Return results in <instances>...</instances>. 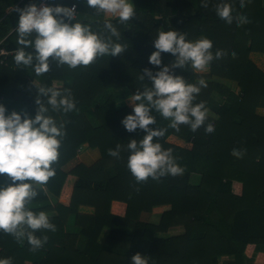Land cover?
I'll return each mask as SVG.
<instances>
[{"label": "trees", "instance_id": "16d2710c", "mask_svg": "<svg viewBox=\"0 0 264 264\" xmlns=\"http://www.w3.org/2000/svg\"><path fill=\"white\" fill-rule=\"evenodd\" d=\"M39 1L0 0L1 45L9 50L20 47L16 8ZM46 1L67 7L75 4L77 11L96 14L87 0ZM132 2L136 14L124 24L118 18L76 16V21L90 25L105 39L110 33L103 23L111 19L121 33L119 39L112 40L125 47L119 55L101 56L91 65L75 69L57 67L50 61V70L40 76L31 67L23 69L21 65L15 70V54L10 55L7 66L0 65V95L4 96L0 104L6 115L16 111L22 119L25 113L34 118L38 108L35 84L70 89L76 103V110L67 114L49 109L57 124H64L66 135L58 162L52 165L55 176L37 189V197L28 205L36 213L44 211L56 231L35 232L41 239L48 237L35 251L26 239L17 242L0 231V259L10 257L12 264H132L131 257L140 253L148 264H219L221 255L233 257L228 264H264V115L256 112L264 97V71L249 57L251 51L264 52V0H250L244 8L240 0H207V8L201 6L202 0ZM221 3L233 6L231 24L216 14L215 5ZM239 15L250 22L238 26L235 18ZM167 30L186 33L187 40L206 36L213 42L214 55L217 50L226 53L209 64L207 74L190 65L172 69L187 83L198 84L201 78L206 81L207 87L194 103L203 101L218 117L208 115L204 126L195 132L187 125L176 131L153 110L157 123L151 127L167 129L164 137L154 142L171 149L185 171L180 176L167 175L158 181L150 177L137 183L127 167L130 153L122 148L117 159L108 149L143 138V131L130 133L121 123L133 112L125 99L151 87L147 76L144 80L140 76L145 68L153 73L159 70L148 58L156 50L158 32ZM25 50L35 51L30 47ZM161 59L162 65H171L175 57L161 53ZM213 76L236 81L239 90L214 81ZM90 114L96 123L91 122ZM209 123L215 126L211 134L205 132ZM171 134L185 144L168 141ZM84 145L97 149L100 157L91 164L79 161L64 168L79 150L91 159ZM234 148L246 150L242 158L231 155ZM195 174L198 181L192 182ZM8 183L10 179L0 175V186ZM162 204L170 207L157 223L141 219L143 212ZM173 226L182 227V231L170 233Z\"/></svg>", "mask_w": 264, "mask_h": 264}, {"label": "clouds", "instance_id": "9594fccd", "mask_svg": "<svg viewBox=\"0 0 264 264\" xmlns=\"http://www.w3.org/2000/svg\"><path fill=\"white\" fill-rule=\"evenodd\" d=\"M250 0H240V7L247 6ZM89 8L96 14L118 18L124 24L135 16V9L130 0H87ZM202 7L207 8V0H202ZM19 13L17 44L20 46L14 61L17 66L31 67L37 76L50 70V61L57 67L67 65L70 69L87 67L98 57L121 54L125 47L114 43L112 37L120 38L121 33L106 19L103 28L110 35L107 39L94 32L90 25L76 21L77 11L71 7L31 3L24 8H16ZM218 17L228 24L233 22V6L229 3L215 5ZM237 25L249 23L247 16L239 15ZM186 33L176 30L159 31L154 40L155 51L149 56V63L160 66L153 73L145 68V76L151 81V87L142 92L136 91L130 98L133 112L126 115L121 123L132 133L143 131L139 141L131 139L126 146L116 145L109 148L108 154L120 158L122 148L130 154L127 167L137 183L146 182L150 177L159 180L161 177L183 175L181 167L172 155L171 149H163L159 142L167 129L151 127L156 125L153 110L165 120L169 128L179 131L181 125H187L195 132L204 126L208 119L209 109L203 101L194 103L202 88L207 87L204 79L198 84L187 83L184 77L175 75L172 69L190 65L197 72H204L214 59H220L226 53L217 50L212 52L213 42L206 36L196 40H187ZM35 51H26V48ZM161 53H170L175 57L171 65H162ZM235 57L236 53H232ZM162 65V66H161ZM38 89L34 118L26 113L12 111L6 115L5 107L0 104V175H6L11 183L0 186V231L12 235L17 242L24 239L31 245V250L42 247L48 237L42 239L34 235L41 230L56 231V225L50 222L44 211L31 210L28 205L37 197L38 188L47 184L55 176L53 164L58 162L59 149L66 135L64 124H57L49 115V109L65 114L76 110V103L70 89H58L35 84ZM46 98V102L45 99ZM139 102V103H137ZM212 123L205 127L206 133H213ZM246 150L232 149L231 155L242 158ZM132 264H148V259L140 253L131 257ZM0 264H12V259H0Z\"/></svg>", "mask_w": 264, "mask_h": 264}, {"label": "crops", "instance_id": "0c3cea01", "mask_svg": "<svg viewBox=\"0 0 264 264\" xmlns=\"http://www.w3.org/2000/svg\"><path fill=\"white\" fill-rule=\"evenodd\" d=\"M130 2H132V0H130ZM160 2H163V0H160ZM133 3V2H132ZM71 7V6H70ZM160 10L163 11L162 7H159ZM11 8L5 10V12L7 13ZM77 11V10H76ZM89 11V10H87ZM77 17L78 18H82V19H98V18H109V17H106L102 14V16L98 15V14H91L90 12H81V11H77ZM2 17H0L1 19ZM14 29V28H13ZM2 42V39H0V44ZM6 48V47H5ZM18 49V48H17ZM16 49V50H17ZM33 49V48H32ZM16 52H13L12 54L10 55H13L15 54ZM7 56L6 58V61L5 63H0V65H8L9 64V59L11 56ZM249 57L252 59V61L262 70L264 71V52H261V51H251L249 53ZM13 68H15V70H17L19 67L17 65H13ZM21 69V68H20ZM23 69H26V68H23ZM209 72V66H208V69L204 72H200V73H208ZM212 79L214 81H217V82H220L224 85H226L227 87H229L230 89L234 90V91H238L239 90V87L237 85V82L234 81V80H231V79H227V78H223V77H219V76H213ZM0 103H1V100L4 98L3 95H0ZM212 113H209L208 112V115L212 118H217L218 115L217 113H215L214 110H211ZM256 112L260 115H264V97H262L259 101V105L256 107ZM175 137H177L176 135H169L167 137V140L170 141V142H173V143H176V144H179L178 142L175 141ZM179 138V137H177ZM181 139V138H180ZM181 145V144H179ZM83 148L85 149L84 151L86 153H89L88 155H97L99 153V151L97 149H92V148H88L86 145L83 146ZM82 151V150H81ZM82 153V152H81ZM100 155V154H99ZM197 176L195 174V182L198 181L197 180ZM168 204H162V205H157L155 207H153L152 211L151 212H143L141 214V219H144V220H147L149 222H153V223H157L160 219V216H161V213L168 209L170 206L168 205V207L166 206ZM165 208V209H164ZM182 227L180 226H173L170 228L169 232L170 231H174V230H177V229H181ZM182 231V230H181ZM180 231V232H181ZM171 233V232H170ZM174 233H179V232H174ZM233 259V257L231 255H221L220 258H219V264H228L231 260Z\"/></svg>", "mask_w": 264, "mask_h": 264}, {"label": "rangeland", "instance_id": "374dc122", "mask_svg": "<svg viewBox=\"0 0 264 264\" xmlns=\"http://www.w3.org/2000/svg\"><path fill=\"white\" fill-rule=\"evenodd\" d=\"M164 9V8H163ZM197 72V71H196ZM130 98L131 97H127L126 99H125V101L129 104V105H132L131 103H130ZM209 109V108H208ZM209 113H212V111H210V109H209ZM89 118H90V120H91V122H93V123H96V119L94 118V115H92V114H90L89 115ZM175 141L176 142H178L179 144H181V145H183V144H185L184 143V141L182 140V139H180V138H177V137H175ZM81 150H79L78 152H77V156H75V158L74 159H72L71 161H69L67 164H65V166H64V168H66V169H69L70 167H72L75 163H77V162H79V161H81V162H83V163H85V164H91V163H93L95 160H97L99 157H100V155H99V153L95 156V155H89V157L91 158V159H87V158H85V157H83L82 155H81ZM89 153H87L86 155H88ZM192 182H195V175H193L192 176ZM167 207H168V205H166ZM165 209V208H164ZM69 226V228H71V226H72V223H71V225L69 224L68 225ZM182 230V228L181 229H177V230H174V231H170L171 233H174V232H180Z\"/></svg>", "mask_w": 264, "mask_h": 264}, {"label": "built area", "instance_id": "2783aa9c", "mask_svg": "<svg viewBox=\"0 0 264 264\" xmlns=\"http://www.w3.org/2000/svg\"><path fill=\"white\" fill-rule=\"evenodd\" d=\"M42 3L48 4L46 0H40L39 3L37 4V6H39ZM16 51H17L16 49L9 50V49L5 48V46L0 44V63H5L7 56H9L10 54H12L13 52H16Z\"/></svg>", "mask_w": 264, "mask_h": 264}]
</instances>
